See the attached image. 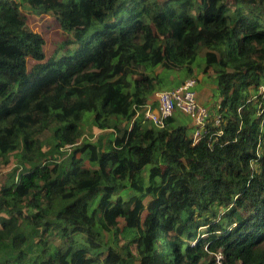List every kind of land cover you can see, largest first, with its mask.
Returning <instances> with one entry per match:
<instances>
[{"label": "trees", "instance_id": "16d2710c", "mask_svg": "<svg viewBox=\"0 0 264 264\" xmlns=\"http://www.w3.org/2000/svg\"><path fill=\"white\" fill-rule=\"evenodd\" d=\"M21 11L77 48L45 60ZM209 73L197 143L178 110L143 117ZM260 87L264 0H0V264H264Z\"/></svg>", "mask_w": 264, "mask_h": 264}, {"label": "rangeland", "instance_id": "374dc122", "mask_svg": "<svg viewBox=\"0 0 264 264\" xmlns=\"http://www.w3.org/2000/svg\"><path fill=\"white\" fill-rule=\"evenodd\" d=\"M20 14L25 20L29 29L39 34L40 37L43 39L44 41L43 53L45 60L53 56L55 58L66 56L68 53L74 52V50L77 48L76 44H67L68 41L72 40L73 38L72 34L62 31L59 27L57 20L52 15L34 14L33 12H28V11H21ZM34 63L35 61H33L32 59L30 58L27 59L26 67L28 71L31 70L32 65ZM198 76H195L193 74L192 77L184 76V79L182 78V76H180L181 79L177 78L176 80H173L172 82L173 84H171V88L169 89L177 87L180 84L179 80L184 81L188 78H194L196 81L195 89L198 93L197 97H200L201 105L204 108L208 109L209 111H214L218 99V95L215 88L216 81L214 80L212 74L209 73L208 79H203L204 83L203 86H201L198 83L201 82L202 78L199 80ZM259 90L260 92H262L261 89ZM152 100L156 101L155 94L153 95ZM85 166L87 167L88 164L85 163ZM133 205H134V201L128 202L126 205H124V210L126 212H131ZM204 232H205L204 227L200 228L198 230L197 237L201 236L202 238H206L207 235Z\"/></svg>", "mask_w": 264, "mask_h": 264}, {"label": "built area", "instance_id": "2783aa9c", "mask_svg": "<svg viewBox=\"0 0 264 264\" xmlns=\"http://www.w3.org/2000/svg\"><path fill=\"white\" fill-rule=\"evenodd\" d=\"M195 86V79L188 78L175 88L158 92L156 94L157 106L155 108L146 106L142 112L143 117L150 120L156 127H162L163 121L175 110H178L191 118L194 126L191 138L193 143H197L206 134L207 124L210 120L213 121V126H220L221 114L218 112V106L211 113L199 103ZM260 89L264 91L263 88ZM220 133L221 131L218 132V134ZM220 260L219 253L216 256V264H221Z\"/></svg>", "mask_w": 264, "mask_h": 264}, {"label": "crops", "instance_id": "0c3cea01", "mask_svg": "<svg viewBox=\"0 0 264 264\" xmlns=\"http://www.w3.org/2000/svg\"><path fill=\"white\" fill-rule=\"evenodd\" d=\"M159 1H162V0H159ZM198 79L200 80V79H201V77H199ZM179 85H180V84H179ZM197 95H198V93H197ZM207 96H208V95H207ZM197 100H198V101H199V103L201 104V102H200V101H201L200 97H197Z\"/></svg>", "mask_w": 264, "mask_h": 264}, {"label": "clouds", "instance_id": "9594fccd", "mask_svg": "<svg viewBox=\"0 0 264 264\" xmlns=\"http://www.w3.org/2000/svg\"><path fill=\"white\" fill-rule=\"evenodd\" d=\"M179 86V85H178ZM261 88H263L264 89V87H261ZM260 89V88H259ZM262 91V90H261ZM215 111V110H214ZM211 113L213 112V111H210ZM216 263V262H215Z\"/></svg>", "mask_w": 264, "mask_h": 264}]
</instances>
